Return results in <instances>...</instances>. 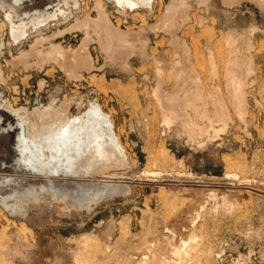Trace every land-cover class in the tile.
Segmentation results:
<instances>
[{
  "label": "rangeland",
  "instance_id": "rangeland-1",
  "mask_svg": "<svg viewBox=\"0 0 264 264\" xmlns=\"http://www.w3.org/2000/svg\"><path fill=\"white\" fill-rule=\"evenodd\" d=\"M150 1L0 0V98L38 127L41 114L72 116L98 102L124 150L82 176L45 177L15 165V132L0 133V264H78L77 251L87 264H125L145 247L171 255L174 245L194 250L195 264H264V0H175L181 14L167 24L159 20L173 0ZM51 5L63 15L47 16ZM8 12L15 23L40 18L14 38ZM104 21L132 39L130 49L117 48L124 59L109 55ZM85 35L91 67L69 73L63 59ZM183 63L195 68L196 86L181 78ZM231 67L246 80L240 117L226 99ZM158 81L165 92H219L227 122L188 108L206 129L191 136L163 121L152 95ZM187 211L196 221L179 235Z\"/></svg>",
  "mask_w": 264,
  "mask_h": 264
},
{
  "label": "bare ground",
  "instance_id": "bare-ground-1",
  "mask_svg": "<svg viewBox=\"0 0 264 264\" xmlns=\"http://www.w3.org/2000/svg\"><path fill=\"white\" fill-rule=\"evenodd\" d=\"M14 1L15 2H17V1L22 2L23 0H14ZM115 1L118 2L119 4H124V5H128V6H136L138 4H149V2H151L150 0H115ZM225 1L226 2H233V1L235 2V0H225ZM258 1H260V0H258ZM177 3L175 0H173L168 4L167 9L165 10V12H163L162 17H160L162 20H159L160 18L158 19L159 21H161V23L162 22H165L166 24H167V22L171 23V22H173L175 15L177 16V14L178 15L181 14L180 12L176 14L177 9L180 8L178 5L180 3H178V4ZM47 7L51 8L48 11L50 14L47 16H57L58 14L64 13L63 10L59 6L51 5V6H46V8ZM101 14H102V12H101ZM7 18H8V21L10 22V28H11L12 36L14 38H17V37L19 38V36L26 31L27 25H25V24L27 22H31L32 24H34L35 23L34 20L37 18L39 20L40 17L37 16V18H36L33 15V16H31V18L27 22H25L26 20L24 21V20L20 19L19 22L15 23L11 17V14L8 12ZM40 20H42V19H40ZM105 20H106V18H105ZM159 21H157V25L160 23ZM103 25H104L103 27H104L105 33H106V35H104V36H107L108 41H110V42H108V43H110V45H107L109 48H111V49L108 48L109 49V55H111L112 58L117 57V56L118 57L121 56L120 58L124 59L126 54H125V51L123 52L122 50H125V49L123 48L121 51L119 49H121L122 46L123 47L125 46V48L127 47L126 49H128V48L130 49L132 46V43H133L132 39L131 40L129 39L130 37L127 36V33L120 32V31L118 32L119 28L115 30L112 27L113 25L111 26V23H109L107 21H104ZM24 28H25V30H24ZM1 30L2 29L0 26V33H1ZM88 36L85 35L82 38V40L79 43V45L77 46V48L75 47V50L73 52L74 54L70 53L72 55L69 57L70 58L69 60L63 59V63L65 66V68H64V66H63V68L65 70H67L69 73H75V71L78 67H86V68L91 67V61L87 57V53L85 54V50H83L84 46L86 44V41L88 40ZM117 48H119V49H117ZM116 49H117V51H116ZM64 52L66 53V50ZM65 53H62L61 57H63V58L68 57V53L67 54H65ZM182 60H184V59H182ZM234 60L235 59L233 58V61ZM235 61H234V63H231V64L238 65V63ZM61 63H62V61H61ZM178 63H179V60H178ZM209 63L211 64V62H209ZM212 63H214V61ZM242 63H243V65H241V68H244V69L243 70L241 69V70L247 71L248 68H250L249 63H246V62L244 63V60ZM187 64L185 63L183 67H182V65L180 67L182 69V70L180 69V71L183 72V73L180 72L183 75V76H181V78L183 77V79H184V77H186V79H188L190 82L195 83L196 76H198V75H195V73L193 72L195 68L192 70L193 67H189ZM213 66L215 67V65H213ZM213 66H212V72L214 73V67ZM242 66H244V67H242ZM239 67L240 66H238V68ZM177 69H179V65H178ZM210 69H211V66H210ZM226 71H227L226 76H227L228 86H229V88L227 86L228 98H226V99H229V101L233 102L236 105L237 113H238V115L240 114L239 115V117H240L242 112H243V109H245L243 107V97H244V95H243L244 90L243 89H244V86L242 87V85L246 80L242 81V79H241V77L245 76V75H242L240 77L239 74L236 72L237 70L236 71L234 70V67H231L229 69L227 68ZM176 72H178V70ZM159 73H161V72H159ZM243 73H245V72H243ZM176 77H179V76H176ZM198 83H200V82H198ZM160 84L161 83H159V81H158L156 84V87L152 91V93H154L152 95H155L157 102H159V104H160V107L162 110V116L161 117H162L163 121H165L167 123L172 122V121H176L179 124H182L183 128L186 127V130L189 132L190 135L191 134L192 135L197 134V133H199V134L203 133L206 131V129H205V127H203V125L201 126L199 123H197V121L194 120V118H192L193 116L190 117L189 112L187 111L188 108L193 111V113H194L193 115H195V117L197 116V118L198 117H207V118H209V120L215 118V119H218L220 122L222 121L223 124H224V122H227V121H225L228 118L227 117L228 115L225 111L226 107L224 106L223 99L220 97V95H217L219 92L216 95H211L210 98H207L210 95H208V96H206L207 94L204 95L205 93L202 92L203 90L202 91H201V89L197 90V89H199L197 87H195L197 89L191 90V89H189V87L187 88V87H184L183 85H181V86H178L179 88H177L176 90H173V92H167V91L165 92L161 89ZM196 84L197 83H195V86H196ZM198 86H200V85H198ZM209 101L214 104V108H215V110H214L215 112L214 113L212 112L211 114H209L208 112L206 113V111H205V109H207L206 105ZM200 102L202 105L197 104ZM200 106H202L203 110ZM42 110H43V108H42ZM1 114H3L4 116ZM41 115H43L42 117H40L41 118L40 119L41 120L40 121L41 126L38 127L35 125L36 123L32 124L31 120H29V112H27L25 110V108H21V107L20 108H11L7 103H5V101H3L0 98V133H6V132H10V131L15 132V138H14V143H13L14 145H16L15 149L17 151V153H16L17 156L15 158V165H17L20 169L27 170L29 172H33L36 174H40V175L45 176V177L56 176V175L57 176H66L69 174L75 175V176H82L84 173L91 170L93 167L96 168L97 164H98V166L102 165V164L105 165V163L107 161H109L110 159L112 162L113 161L112 159H114V158L118 159L117 156L121 157V155H124V150H123L122 144L120 143L119 138H118V136L114 130V125H113V121L110 117V114L108 112H106L104 109H102V107L100 106V104L98 102L91 101L89 103V106L87 109H85L84 111H82L79 114H75L72 116H66V114L63 113V111H62V114H60L57 118H53L54 117L53 116L52 119L45 117V114H41ZM210 125H211V123H210ZM120 159L121 158H119V160ZM107 165H108V163H107ZM98 166H97V168H99ZM102 167H103V165H102ZM3 180L5 181L6 179H3ZM101 186H103V185H101ZM104 186H105V184H104ZM113 188H116V187H113ZM0 200H1V203L6 205V203H5L6 198L5 197L1 196ZM192 204H194V203H192ZM190 206H191V204H190ZM190 208L191 207L188 208V211ZM196 208H197V206H196ZM191 209H193V208H191ZM183 210H184V208H183ZM183 210H181V211H183ZM195 210H194V213H195ZM189 212L187 215L183 213V215H186V216H184V220L181 221L183 224H181L182 226H180V228L178 226L177 227L178 229L177 228L175 229V230H177L179 235L184 234V232H186L185 230L192 228L195 221H196V218L193 217V215L192 216L189 215ZM196 214H197V212H196ZM179 216H180V213H179ZM176 217H177V215H176ZM182 218L183 217H181V219ZM177 219H179V218L177 217ZM81 238H83V237H81ZM84 239H82V240H84ZM87 242H88V240H87ZM82 244H84V243H82ZM182 244L185 245L186 242H181V245ZM85 246H86V243H85ZM147 246H148V244H147ZM187 247H189V246H187ZM82 248H83V246H82ZM142 248L144 249V246ZM147 248L148 247H145V250H143V251L140 250L141 254L138 255V253H137L138 257L133 255L132 253L127 254V256H125V258L127 259V263L128 264H143V263L144 264H195L194 261L196 259V256L194 255L195 253L193 254L191 252L194 250H191L190 248H185L187 250H185L184 248H181V249H183V252L180 253V251H182V250H180L178 253L177 252L178 246L176 248V245H174V247H171L169 249V252L171 255H168V254L167 255H161L162 253L161 254H160V252L156 253L155 250H153L151 248H148V249ZM79 249H81V248H79ZM80 253H82V252L77 251V253L74 255V261L78 264H87L88 263L87 258ZM127 263H125V264H127ZM206 264H207V262H206Z\"/></svg>",
  "mask_w": 264,
  "mask_h": 264
}]
</instances>
